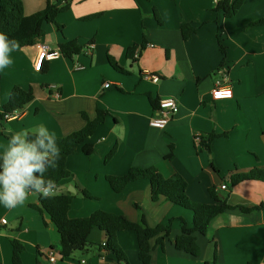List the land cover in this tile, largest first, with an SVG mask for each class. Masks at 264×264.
<instances>
[{"label": "crops", "instance_id": "0c3cea01", "mask_svg": "<svg viewBox=\"0 0 264 264\" xmlns=\"http://www.w3.org/2000/svg\"><path fill=\"white\" fill-rule=\"evenodd\" d=\"M22 1L26 16L43 11L49 1L58 7L66 3L68 9L56 19L62 30L45 24V35L33 46L15 48L13 63L0 72V111L14 87L34 93L15 119L0 123V152L10 139L8 129L44 126L55 138H64L86 127L83 115L93 121L101 110L107 113L105 122L85 143L93 152L86 154L85 144L78 146L67 161L71 177L58 187L74 198L70 219L103 211L133 223L143 214L150 228L175 220L164 249L156 245L157 239L151 240L150 264H264V211L240 209L264 204V182L231 183L233 175L264 170V25L251 26L264 20V0H246L233 18L215 10L219 0ZM183 23L196 30L188 40L182 37ZM69 41L83 51L73 59L60 54L44 60L40 71L35 70L42 45L59 50ZM111 60L128 73L115 70ZM148 75L157 76L158 82ZM106 83L111 88L105 89ZM219 85L230 86L233 98L214 101L212 92ZM166 98H175L179 111L166 128H154L152 101ZM212 134L220 137L210 152L197 146V135ZM135 167H155L165 178L181 175L188 197L198 204L213 203L211 188L229 194L228 203L236 209L216 217L207 236L197 235L199 258L177 251L174 244L181 235L177 220L192 227L191 211L165 199L153 202L148 181L131 183L119 194L111 189L107 177L124 176ZM71 187L75 194L68 191ZM3 219L7 225L0 224V264H14L12 240L25 247L21 264H123L96 247L62 259L59 232L41 209L39 195L12 209L0 204V222ZM116 239L129 264H142L135 232H120ZM107 241L99 229L89 236L95 246Z\"/></svg>", "mask_w": 264, "mask_h": 264}, {"label": "trees", "instance_id": "16d2710c", "mask_svg": "<svg viewBox=\"0 0 264 264\" xmlns=\"http://www.w3.org/2000/svg\"><path fill=\"white\" fill-rule=\"evenodd\" d=\"M246 0H219L215 10L222 11L227 18L235 17L243 7ZM68 4L58 7L52 2H48L46 8L31 16L25 15V7L22 0H0V33H3L9 41H14L18 48L33 46L35 42L45 35L44 25L55 24L59 30L62 27L57 24V16L59 13L65 12ZM90 17L88 20L94 19ZM264 25V20L258 21L251 26ZM182 37L188 40L196 30L187 23L181 26ZM219 43L220 41V36ZM16 47V48H17ZM59 50L65 58L73 59L79 55L83 48L76 41L64 42L60 45ZM223 54L226 53L225 48L221 46ZM135 49L129 51V55L134 54ZM111 65L115 70L121 73H128L120 68L113 60ZM1 80V77H0ZM34 100L33 90L25 91L19 87H14L10 93L9 101L0 111V123L6 120V117L14 113L22 111L28 104ZM159 102L152 101L154 109H158ZM87 124L86 127L64 138H56V144L60 149V159L57 166L49 168L45 173V179L55 181L56 187H59L63 180L69 179L71 173L67 167L68 158L75 154L77 147L85 144L90 139L99 126H101L107 117V113L98 111L95 120L90 121L86 115H83ZM222 136H227L224 134ZM220 135L212 134L209 138L201 137L199 139L202 149L211 151V143ZM83 152L91 154L93 152L92 145L85 144ZM116 153L114 149L106 158L108 163ZM173 156H170V160ZM148 181L151 187V199L158 202L165 199L173 205L187 209L193 213V225L188 227L183 219L177 221L182 223L181 235L175 239V248L179 252L186 253L193 258H199L201 251L197 243V235L207 236L211 222L226 211L236 209L229 205L228 195L219 194L214 188L209 190V194L213 200L212 204H198L190 200L187 195L188 184L186 180L179 174H174L170 178H165L155 167L150 168H131L127 174L120 177H107V182L111 189L119 194L122 193L131 183L136 181ZM262 181L264 182V170L254 169L247 174H236L231 177L232 186L245 181ZM86 199H93L87 192H82ZM73 196L60 192L51 198L39 196L41 209L50 217L56 226L60 235V255L62 259L72 257L77 252H84L87 249L97 248L99 251L103 249L106 252L116 255L120 263L129 264L124 251L117 243V234L123 231H133L136 233L139 259L142 264H150L151 262V240H156V245L164 249V243L172 234L173 224L175 220L169 221L167 225H159L150 228L147 225L145 216L141 214L140 221L133 223L124 216H118L111 213L97 211L90 217L81 219H70L69 211L71 210ZM138 210H141L137 207ZM241 211L248 213L251 211H264V204L253 209L240 208ZM99 229L104 232L107 237V246H95L89 242V236L93 230ZM13 246V263L21 264V255L25 251V247L17 240L11 241ZM53 251V250H52Z\"/></svg>", "mask_w": 264, "mask_h": 264}, {"label": "clouds", "instance_id": "9594fccd", "mask_svg": "<svg viewBox=\"0 0 264 264\" xmlns=\"http://www.w3.org/2000/svg\"><path fill=\"white\" fill-rule=\"evenodd\" d=\"M14 41L0 33V72L13 60ZM10 133L6 148L0 152V204L12 209L24 205L30 196L51 198L56 194V184L45 179L49 168H55L60 159V149L54 134L44 126L31 131Z\"/></svg>", "mask_w": 264, "mask_h": 264}, {"label": "built area", "instance_id": "2783aa9c", "mask_svg": "<svg viewBox=\"0 0 264 264\" xmlns=\"http://www.w3.org/2000/svg\"><path fill=\"white\" fill-rule=\"evenodd\" d=\"M51 1H59V0H51ZM219 2V1H218ZM153 47V46H150ZM94 46H90L89 49L92 50ZM61 54L60 50H53L47 45H42L40 47V52L37 57V63H35V70L40 71V69L43 66L44 60H53L57 57H59ZM138 52L135 54V58L138 57ZM148 78L152 80V82L156 83L158 82L159 78L154 75H148ZM105 89L111 88V85L109 83H106L104 85ZM224 93H227V95H224ZM56 98L60 97L59 93L55 94ZM212 98L214 101H221V100H230L233 98V90L230 86H217L213 92H212ZM179 111V105L177 103V100L175 98H166L163 100H160L158 109L155 110V116L151 119V126L154 128L164 129L167 127V125L171 122V120L176 116V114ZM18 113H14L12 115H9L6 117V120H12L17 117ZM201 135H197L196 138H201ZM196 144L199 148H201L200 141L197 140ZM56 194H59V189L56 187ZM222 190H226L227 187L225 184L221 186ZM1 226L7 225V220H1L0 222ZM103 247L107 246V243L104 242L102 244ZM50 261L52 263H55L57 261V258L53 252L49 253ZM82 264H85V261L81 262Z\"/></svg>", "mask_w": 264, "mask_h": 264}, {"label": "water", "instance_id": "95a60500", "mask_svg": "<svg viewBox=\"0 0 264 264\" xmlns=\"http://www.w3.org/2000/svg\"><path fill=\"white\" fill-rule=\"evenodd\" d=\"M64 188H62V189H60V190H63ZM68 191L70 192V193H76L77 191H76V189L75 188H68Z\"/></svg>", "mask_w": 264, "mask_h": 264}, {"label": "snow or ice", "instance_id": "6c2138e0", "mask_svg": "<svg viewBox=\"0 0 264 264\" xmlns=\"http://www.w3.org/2000/svg\"><path fill=\"white\" fill-rule=\"evenodd\" d=\"M224 95H227V93H224Z\"/></svg>", "mask_w": 264, "mask_h": 264}]
</instances>
